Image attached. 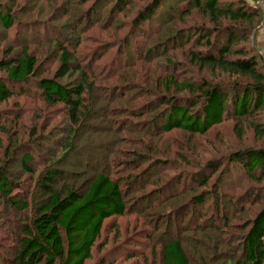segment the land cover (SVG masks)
Listing matches in <instances>:
<instances>
[{"label":"trees","instance_id":"16d2710c","mask_svg":"<svg viewBox=\"0 0 264 264\" xmlns=\"http://www.w3.org/2000/svg\"><path fill=\"white\" fill-rule=\"evenodd\" d=\"M81 1H83V10L82 8L81 11L78 10L79 13L76 15L79 17L75 19L76 21L69 20L59 31L51 28L52 26L46 28L48 34L52 31L58 32L55 39H51L53 41L47 42L51 48H48L49 51L46 50L43 58L39 59L37 55L30 52L29 45H24L17 57L6 58L0 62V69L6 73V78L0 79V102L9 100L13 95L11 88L16 86H19L20 94L24 95L21 89H24L32 79H36L35 84L40 98L50 106L63 104L70 124L65 143L61 147L64 148L61 157L55 158L50 154L51 164L49 167L46 166L47 168L42 171L37 181L41 196H44L41 204L35 212V209L33 210L30 220L14 226L15 248H13L11 264H85L92 258V250L101 237L104 222L110 218L126 215L128 199L133 200L132 197H139V194H143L147 184H152V180L161 185L162 174L167 171L165 167H170L173 171L184 164L196 169V172L187 174V179L193 180L194 184L197 183L204 188L209 186L211 178L220 170L223 173L228 171L229 166L224 162L203 160L202 164L200 160L195 159L198 155L195 154L196 149L189 137L204 135L213 127L222 124L227 118L234 117L238 124L236 129L239 138L243 139L245 135V130L241 126L243 117H251L264 110V65H259L260 55L262 54L264 61V54L259 51L260 55H253L244 47H237L233 50V46L240 39H247L253 30L263 31V11L255 0H247L249 5L246 0H238L237 9H234L235 5L229 6L230 8L222 7L221 0H206L205 4H202L201 0H194L196 8L212 25L213 32L202 26L197 29L198 34H187V32L177 30L172 32L173 36L164 39V30L161 27L159 30V26L163 23L168 24L167 22H171L172 18L166 22L165 19H159L158 31L148 36V43L151 45L146 47L144 52L133 45L134 51L142 56L139 65L133 61L131 55L124 52L125 50L112 55L111 71L117 70L121 62L123 66L127 64V68L121 71L122 74L120 73V77L112 85L108 84L112 80L109 74L103 73L101 77L97 76V71L100 70L98 66L103 65L93 64V56L90 59L89 71L85 65H82L83 55L79 54V47L82 43L81 31L93 30L96 26L103 27L108 14L110 22L111 19L116 18V13L125 12L132 0H117V2L108 0L111 5L107 8L110 9L112 6L115 10H111V14L107 12L104 20L102 19L105 10L102 9V5L105 0H94L92 7L87 9L85 5L90 0ZM167 1L169 0H153L145 6V9L138 12V18L132 26L134 32L131 33L132 30L128 32L129 36L125 42L122 41L123 48L131 45L135 31L139 30L143 23L152 20ZM50 5L55 6L54 1H51ZM42 9L39 13H42ZM69 11L70 3L60 6L57 12L53 10L48 16L50 23L47 25L59 20L61 15H69ZM190 13L191 11H188V15ZM14 21L15 18L8 10L0 13V24L6 31L12 28ZM82 22L86 24L84 30H80ZM112 25L113 22L105 29L112 30ZM118 27L113 29L114 33L118 32ZM67 31L71 37H64ZM241 34L242 36L239 37ZM193 35H197L195 41L198 44V50L192 49L193 45L187 43ZM113 37V39H120L117 34ZM142 40L147 41V38ZM185 44L190 45L191 50L187 51L186 59L189 60L188 63L191 66L199 68L200 73L210 70L214 78L215 75H219L224 80L211 82L205 80L204 77L196 82L192 78L181 77L177 74L176 68H184L187 62L174 61L165 53L169 49H177L178 46ZM161 50L164 51V58L168 63L166 68L172 67V72L168 70L164 75H160L156 70L152 71L151 66H148V70L145 67L146 64L149 65L155 61L154 59L158 57ZM253 50L256 51L255 47ZM98 59L103 58H96L97 61ZM56 60H59V66L52 77H40L44 65ZM106 67L109 66L106 65ZM124 72L127 74L123 75ZM150 72H152V77ZM74 75H77V80L62 83V80ZM115 75L114 72V77ZM128 91H134L130 102H125L129 105L125 108L119 105L115 113H126L128 116L127 120L119 117L117 127L127 124L130 127L128 128L130 136L121 137L116 129L112 142L115 141L118 144L128 138L130 147L116 149V146L111 148L109 144L104 152L106 158H101L95 166H91L90 160L94 159L93 153L98 142L89 136L94 124L100 121V110L96 109L98 102L102 97L103 102L110 104L108 109L113 117L109 118V121L114 125L116 124L113 108L114 96L119 93V98L115 100L122 102ZM182 93L185 95L178 98L177 95ZM135 96L145 97L146 100L139 109L134 106L135 99L131 100ZM154 109L156 111H153ZM145 111L150 114L147 116L148 112ZM249 127L258 138L264 139L263 123L250 122ZM176 130L185 133L182 139L170 135ZM80 135L86 140L81 148L76 142V138ZM131 141H138L140 146L136 142L132 145ZM83 148H90L86 152L87 159L85 162L77 159V163L71 166L74 172L79 175L86 173V176L87 169L102 166L100 162H104L106 170L95 171L93 178H87L88 181L85 183L87 186L84 188L73 183L71 186L64 185L62 190L56 189L55 184L67 174L62 164H65L75 154L80 156ZM14 155H8L10 158L6 167L0 168V202L21 214L30 208L32 200L14 196V192L20 188L10 170L11 163L18 161V157ZM228 157L226 162L243 165L251 181H262L261 177L256 176L255 170L259 169L264 173V148L240 150ZM34 160L33 155L29 154L20 157L19 161L24 172L33 174L29 165ZM143 162L146 163L142 164ZM110 164L114 167L118 165L117 168L122 167L123 171L127 172L125 177L128 179L130 177L127 184L124 185L122 181L111 177L107 169ZM69 174L71 175L72 172ZM184 175H179L177 180L186 179ZM222 177L219 175L215 184L212 185L215 189L217 207ZM86 187L87 190L82 193ZM168 189L173 188L166 190L169 191ZM193 190L196 191L195 188L189 189V191ZM183 193H173L164 199L162 192L157 195H160L162 201H166L171 206V203L183 201V196H180ZM254 195L239 200V203L245 206ZM209 196L210 194L206 192L196 194L193 199L191 198L189 205L199 207L205 205ZM35 199L38 201L39 197ZM244 201H246L245 204ZM199 218L201 219L202 216ZM206 223L204 221L197 224V230H205ZM212 229L219 230L220 228ZM162 264H192L182 239L169 237L162 243ZM225 264H264V209H261L253 219L247 221L245 231L241 236L240 257L228 258Z\"/></svg>","mask_w":264,"mask_h":264},{"label":"rangeland","instance_id":"374dc122","mask_svg":"<svg viewBox=\"0 0 264 264\" xmlns=\"http://www.w3.org/2000/svg\"><path fill=\"white\" fill-rule=\"evenodd\" d=\"M51 1H54L55 6L50 5ZM152 1L132 0L129 6L126 7L125 12L121 14L116 13V18L114 20L111 19L110 22L108 21V14L103 27L96 26L93 30L81 31L80 38L82 43L79 47V54L83 55L84 62L82 60V65H85L89 71L91 68L90 59L93 56V64L96 66L103 65L98 66L100 70L99 72L97 71V76L101 77L103 73L109 74L112 80L108 84L112 85L120 77V73L122 74L121 71L127 68V64L123 66V62H121L117 70L111 71L112 55L125 50L124 52L131 55L133 61L139 65V62L142 61V56L134 51L133 45H136L141 52H144L146 47L151 45L148 43V36L158 31L157 24L159 19H165L166 22V20L172 18L171 22H167L168 24L164 25L163 23V25L159 26V30L160 27L164 30V39L173 36L172 32L177 30L178 32H187V34H198L196 31L202 26L213 32L212 25L209 24L208 19L203 16L201 11L196 8L194 0H169L156 13V16L152 20L143 23L141 28L135 31L132 40L130 39L131 45L123 48L122 41L125 42L127 36H129L128 32L131 30V33L134 32L132 26L135 23V19L138 18V12L145 9V6ZM237 1L221 0L220 4L225 8L235 5L234 9H237ZM93 2L94 0L88 1L85 9L89 8ZM205 2L206 0H201L202 4H205ZM67 3H70L69 15H61L59 20L52 22L48 26L47 24L50 23L48 22L49 14H52L53 10L57 12L60 6H64ZM110 5L111 2L108 0L103 2L102 9L105 11L103 12L102 20H104L107 12L110 13L111 10H115L112 6L108 9L107 7ZM247 5H249L248 1ZM39 8H43L42 13H39ZM81 8L83 10V1L81 0H0V13L8 10L11 16L15 18L14 25L7 31L0 24V62L6 60V58L17 57L24 45H29L30 52L37 55L39 59L43 58L46 50L49 51L48 48H51L47 42L55 39L57 32L66 22H69V20L76 21L75 19L79 17L76 14L81 11ZM188 11H191L190 15H188ZM112 22V30L105 29ZM80 24V30H84L86 24L83 22ZM50 26L58 31H52L49 34L47 31L46 33V28ZM116 26H119L118 32L114 33L113 29ZM113 33L117 34L120 39H113ZM241 36L242 34L239 35V37ZM64 37L68 38L71 35L67 31ZM196 37L197 35H193L192 39L187 42L193 45L192 49L194 50H198V44L195 41ZM143 38H147V41L142 40ZM189 46L187 44L178 46L177 49H169L165 53L168 58L174 61L187 62L184 68H176L175 72L177 74H180L181 77L192 78L196 82L204 77L205 80L211 82L224 80L219 75H215L214 78L210 70L200 73L199 68L191 66L188 63L189 60L186 59L187 51L191 50ZM237 47H244L250 50L253 55H260L259 51L264 53L263 31L258 29L253 30L247 39H240L233 46V50ZM253 47H255L257 52L253 50ZM154 48H156L155 45ZM163 52L161 50L158 53V57L156 56L157 58L154 59L155 61H152L149 65H145L147 70L148 66H151L152 71L156 70L160 75L166 74L165 72L168 70L172 72V67L170 69L166 68L168 67V63L164 58L165 54ZM101 57L103 59L96 60V58ZM260 57L259 65L263 66L262 54ZM106 65L109 67H106ZM58 66L59 60L45 64L40 77H52ZM114 72L116 74L115 77ZM158 73L156 74L158 75ZM125 74L127 73L124 72L123 75ZM150 76L152 77V72H150ZM4 78H6V73L0 69V79ZM77 79V75H74L62 80V83L74 82ZM35 83H37L36 79H32L24 89H21L24 91V95L20 94L19 86L11 88L13 91L12 97L6 102H0V168L6 167L10 158L8 155L15 154L14 157H18V161L14 164L11 163L10 170L20 188L14 192V196L32 200L30 208L21 214L14 212L11 208L0 202V264H11L13 261V248H15V239L13 237L15 232L14 226L17 223L20 224L25 220H30L33 210L35 209V212L41 204L44 196H41L40 189L37 187V181L42 171L50 166L51 156L53 155L55 158L61 157L64 150L61 147L65 143L70 128L64 105L61 103L53 106L46 104L40 98V93ZM101 93L104 94L103 92ZM116 94L113 105L114 120H116V124L114 123V125L109 121V118L113 117L108 109L110 104L107 105L106 102H103L102 97L98 102L96 109L100 110V121L94 124L89 136L95 138L98 142L93 153L94 159L90 160L91 166H95L101 158H106L104 152L109 144L111 148L116 146V149H128L130 147L128 138L124 139L125 141L123 142H118V144L112 141L116 129L119 136H130L128 134V128L130 127L127 124L117 127L119 117L121 119L126 118L127 120L128 116L126 113L117 114L115 112L119 105L123 108L129 105L125 102H130V97L134 94V91L125 93V98L122 102L115 100L119 98V93ZM184 95V93L178 94L177 97L179 98ZM144 98L135 96V98L131 99L132 101L135 99V102L133 101L135 108L139 109L143 106L142 104L146 102ZM153 111H156V109ZM146 114L148 116L150 113ZM235 121L236 118L229 117L222 124L213 127L204 135H195L194 137H189L188 135L189 140H191L190 142L193 141V147L196 149L195 154L198 155L195 159L200 160L202 164L203 160L224 162V164L229 166L228 171L223 173L220 170L211 178L209 186L204 188L200 187L197 183L194 184L193 180L187 179V174H191L189 172H196V169L187 167L184 164H181L179 169H173V171L170 167H165L167 171L162 174V186L155 183V180H152V184H147L146 191L143 194H139V197H132L134 198L133 200L128 199V212L126 215L110 218L104 222L101 237L92 250V258L85 264H162V243L169 237L183 240L185 250L192 264H225L228 258L237 259L240 257L241 236L245 231L247 221L253 219L261 209H264V173L256 169L255 174L258 178L261 177L262 181H251L247 170L242 164L228 163L226 160L229 159L228 156L230 154L240 150L264 148V139L258 138L249 127L250 122H260L264 125V110L259 111L258 114L251 117H243L242 124L240 123L245 130L243 139L239 138L236 129L238 124ZM184 134L182 131L176 130L170 135L182 139ZM85 141V138L82 139L81 135L76 138L79 148H81ZM135 142L140 146L138 141H131L130 143L133 145ZM88 149L90 148L81 149L80 156L75 154L65 164H62L63 166L61 165L67 171V174L55 184L54 187L56 189L62 190L64 185L71 186L73 183L77 184L76 186L84 188L87 186L85 184L88 181L87 178H93L95 171L106 170L104 162H100L102 166L89 167L86 176V173L79 175L71 169V166L77 163V159L83 162L86 161ZM24 154L33 155L35 158L34 162L29 165L33 170V174L24 172L21 166L19 160ZM144 163L146 162L142 164ZM116 166L118 167V165ZM117 167H114L112 164L107 166L111 177L118 179L120 182L122 181L121 183L124 185L127 184L130 177L129 179L125 177L127 172L123 171L122 167H119L120 170ZM70 172H72L71 175L69 174ZM79 172H83V170H79ZM179 175H184L186 179L177 180ZM219 175L223 177L218 191L220 196L218 209L215 189L212 185L215 184L216 178ZM171 187L173 189L166 190ZM191 188H195L196 191H189ZM86 190L87 187L81 192L84 193ZM160 192H162L163 199L173 193L184 192L180 195L183 196V201L171 203L172 205L170 206L166 201H162L160 195H157ZM202 192L210 194L208 202L200 207L189 205L193 197ZM252 194L255 195L248 204H245L246 201L243 202L245 206L239 203V200L247 196L251 197ZM38 197L39 200L35 201V198ZM200 216H202L201 219L199 218ZM204 221L207 222L204 227L205 230H197V224H201ZM216 227L220 229H212Z\"/></svg>","mask_w":264,"mask_h":264},{"label":"built area","instance_id":"2783aa9c","mask_svg":"<svg viewBox=\"0 0 264 264\" xmlns=\"http://www.w3.org/2000/svg\"><path fill=\"white\" fill-rule=\"evenodd\" d=\"M255 1L257 2L258 7L261 8V10L263 11V14H262V27H263V33H264V0H255Z\"/></svg>","mask_w":264,"mask_h":264}]
</instances>
